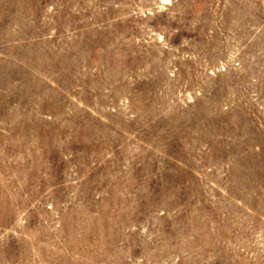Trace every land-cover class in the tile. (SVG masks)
<instances>
[{"label":"rangeland","instance_id":"374dc122","mask_svg":"<svg viewBox=\"0 0 264 264\" xmlns=\"http://www.w3.org/2000/svg\"><path fill=\"white\" fill-rule=\"evenodd\" d=\"M0 264H264V0H0Z\"/></svg>","mask_w":264,"mask_h":264},{"label":"bare ground","instance_id":"6f19581e","mask_svg":"<svg viewBox=\"0 0 264 264\" xmlns=\"http://www.w3.org/2000/svg\"><path fill=\"white\" fill-rule=\"evenodd\" d=\"M66 18V17H65ZM65 24V23H64ZM68 60V59H67ZM78 61V60H77Z\"/></svg>","mask_w":264,"mask_h":264}]
</instances>
